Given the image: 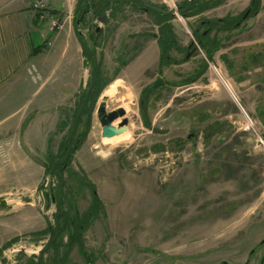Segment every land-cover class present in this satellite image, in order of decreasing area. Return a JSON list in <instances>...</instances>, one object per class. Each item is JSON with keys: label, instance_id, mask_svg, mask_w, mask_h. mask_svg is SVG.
<instances>
[{"label": "rangeland", "instance_id": "rangeland-1", "mask_svg": "<svg viewBox=\"0 0 264 264\" xmlns=\"http://www.w3.org/2000/svg\"><path fill=\"white\" fill-rule=\"evenodd\" d=\"M195 1L191 6L202 11L171 15L161 24L142 8L92 11L86 23L82 13L75 17L87 49L96 53L104 84L85 137L63 172L65 191L79 213L91 201L79 178L94 184L102 204L83 234L93 264H244L247 259L257 264L264 259V11L256 18L250 5L245 7L248 0ZM219 19L228 20L229 29H220ZM157 38L169 57L150 66L156 59L148 48L130 63ZM86 58L87 80L78 93L75 83L69 100L31 102L58 107L48 118L47 129L56 125L45 153V146L35 143L20 146L17 128L0 131V264H40L39 251L58 225L56 204L45 200V190L58 181L48 168L62 157L87 87L92 61ZM158 79L160 85L153 87ZM110 85L113 93L107 94ZM103 95L107 110L122 107L127 119L125 131L104 138L96 117ZM5 116L0 109V130ZM21 116L24 127L31 121L34 135L37 115ZM61 240L66 242L65 233ZM251 249L256 251L250 256ZM64 251H44L43 263L88 264L76 245L63 259Z\"/></svg>", "mask_w": 264, "mask_h": 264}, {"label": "crops", "instance_id": "crops-1", "mask_svg": "<svg viewBox=\"0 0 264 264\" xmlns=\"http://www.w3.org/2000/svg\"><path fill=\"white\" fill-rule=\"evenodd\" d=\"M79 1L50 0L49 13L62 23V28L56 30L50 27L49 21L39 20V14L30 8L32 0H0V109L6 113L4 118H7L5 126L0 131L4 133L6 130L13 131V128L19 129L17 138L20 146L35 143L45 146V153L51 133L55 129V123L50 130L46 127L49 124V115L58 113V107L54 104L45 105L43 102L38 106H32L34 98L60 97L69 100L72 93L76 92L75 83L77 93L81 86L84 87L86 84L87 55L84 54L86 57L82 55L76 35V31L80 34L79 24L75 19ZM106 1L86 0L89 12L82 16L84 23L87 22L86 17L92 16V11L95 15L97 8L104 6ZM147 1L164 9H179L186 3V0ZM194 3H197V0ZM248 4H251V0L246 1L245 7ZM137 5L138 0H109L105 8L113 14L116 9L137 8ZM263 8L264 0H260L259 9L255 12L256 18L263 14ZM144 12L157 17L156 23L160 24L171 17L168 15L169 17L164 18L165 15L160 16L158 12L150 10ZM81 39L86 45L87 39L82 35ZM88 39L92 40V36L89 35ZM157 39L149 41L145 48L134 55L130 63L135 64L142 59L149 48L153 54L151 59L154 57L156 59L154 62L150 61L149 65L156 67L161 60L163 46L160 38ZM259 70L260 68H255L256 73ZM38 83V86L31 88V84ZM21 114L37 115L32 122L36 124L40 121V124L34 135L30 134L33 128L31 121L24 127L26 119ZM9 143L12 145L11 141ZM81 151L82 147L77 153Z\"/></svg>", "mask_w": 264, "mask_h": 264}, {"label": "trees", "instance_id": "trees-1", "mask_svg": "<svg viewBox=\"0 0 264 264\" xmlns=\"http://www.w3.org/2000/svg\"><path fill=\"white\" fill-rule=\"evenodd\" d=\"M109 0L106 1L105 5L97 8L96 10V14L98 13H103L104 11H106V6L108 4ZM138 3L141 5V7H143V4L141 3L140 0H138ZM259 4H260V0H251V4L248 7V9H252V13H255L258 11L259 9ZM185 5H183L184 7ZM141 7H137V8H141ZM181 7V8H183ZM204 7H197L194 8L193 6L190 7V9L185 12L182 16L188 17L191 16L192 14H197L200 11L203 10ZM152 11V10H150ZM87 12V2L86 0H80L78 3V10L76 12V14L78 13H82V15L84 16V14H86ZM160 16H163L160 13H157ZM170 16V15H169ZM169 16H164V18H167ZM217 22H223L224 25L223 27H220V29H229V25L226 24L225 22H229L228 20H223V19H219L217 20ZM76 35L78 37L81 38L80 34L78 33V31H76ZM85 45V43H84ZM86 46V45H85ZM167 51L166 49L163 48L162 46V51H161V60H163V58L169 57V55H167ZM90 58V60L92 61V66H91V70H90V77L87 83V87L85 89V92L82 96V99L79 101V103L77 104V107L75 109V112L73 113V116L77 113L78 109L80 108V106L83 103V99L85 96V93L88 89V87L91 85L92 82V87H91V91L89 93L88 96V100H87V104L85 106V108L82 111V114L78 120L77 123V131H78V127L81 123V120L84 116H87V120L85 122V130L82 131V133L78 134V132L76 131V133L73 135L72 138V145H73V150L77 149L81 142L83 141L84 137H85V133L86 130L89 127L90 124V115H91V111H92V107H93V102L96 99V97H98V95L100 94V92L103 89L104 84L102 83L101 77H100V69L95 61V57H88ZM96 65V68L94 70V73L92 75V67L93 65ZM93 76V77H92ZM71 129V127H70ZM68 138V136H67ZM67 148V139L65 142V145H63V154L62 157H58V158H63L65 151ZM73 152V151H72ZM72 154V153H71ZM71 159V155L69 156L67 162L65 164H59L54 171H52V161L51 165L48 168V173L50 175H54L58 178L57 184L54 186L50 185V188L47 190H45V200L47 205L50 204L51 202H54L56 204V212H55V216L57 218L58 221V226H59V235L58 237L51 243V245L47 248L48 250L54 249L55 253L58 252L60 247H64L65 251L63 256L64 258H67V255L69 254V252L71 251V249L76 245L77 248L79 249L80 253L86 257L85 260L87 261L88 264H93L94 258L92 257V255H88L83 247V234L85 232V230L88 228V226L91 224V222H93V220L96 219V217L98 216V213L102 211L101 207L102 204L100 202V199L96 193V189L93 183H91L87 178H79L80 180V184L84 185L86 188H88L89 192H90V196H91V201L88 205V207L82 211L81 213H79L78 210H76L75 205H74V201L72 198H70V192H66L65 191V187H66V181L63 177V172L66 170L69 161ZM70 175H75L73 174L74 172L69 171ZM42 186V184L40 185V187ZM58 203V205H57ZM71 207L74 211L73 212H69L66 208V204ZM50 229V228H49ZM56 231V227L51 228L50 230V239L54 236ZM65 233L66 235V242L62 243V235ZM50 239L48 240V243L50 242ZM47 243V245H48ZM46 245V246H47ZM44 253V252H43ZM43 255V254H42ZM42 255H40V260L39 263L40 264H44L43 260H42ZM57 256V255H56ZM54 264H58V262L56 260H53ZM29 264H32V262L30 261ZM53 264V263H52Z\"/></svg>", "mask_w": 264, "mask_h": 264}, {"label": "water", "instance_id": "water-1", "mask_svg": "<svg viewBox=\"0 0 264 264\" xmlns=\"http://www.w3.org/2000/svg\"><path fill=\"white\" fill-rule=\"evenodd\" d=\"M140 1L142 2L143 9L145 11L153 10V11L158 12L160 14H163L165 16L175 15V14L183 15L185 12H187L190 9V7L192 5V0H186V5L183 8L164 9V8L156 6V5H151L147 0H140ZM247 14H248V11L243 15V18H245L247 16ZM105 16L106 15L104 14L101 17H99L98 19L101 22H104ZM78 39H79V42L81 45L82 52L85 55H87V57H95L96 53L94 51H89L87 49V47L84 45V42L80 37H78ZM95 68H96V65L94 64L92 67V75L94 73ZM159 85H160V80L158 79L153 83L152 86L158 87ZM91 87H92V82H91V85L88 87V89L85 93L82 105L80 106L77 113L73 117L71 131H70L68 139H67V149H66L65 155L63 158L57 159L53 163L52 171H54L55 168L59 164H65L67 162L69 156L71 155L72 151H73L72 138H73V135L76 133L78 120L82 114L83 109L85 108V106L87 104V100H88L89 93L91 91ZM107 99H108V97L106 95H103L101 97V100L99 101L97 107H96V117H97V119L101 125V137L102 138L115 136V135H117V134H119V133H121L127 129V126H126L127 119L125 118V114H126L125 109L122 107H118V108L112 109L111 111H108L106 108ZM118 119H120V121L117 123V125H115L114 122ZM57 205H58V203H57ZM58 234H59V226L56 225V232H55L54 236L52 237V239L48 243L47 247H45L44 249L39 251L40 255H42V253L47 250V248L51 245V243L58 237ZM263 242H264V239L261 241V243H263ZM251 252H253V250ZM263 261L264 260L262 259L259 262V264H263ZM224 263H226V261H224Z\"/></svg>", "mask_w": 264, "mask_h": 264}, {"label": "built area", "instance_id": "built-area-1", "mask_svg": "<svg viewBox=\"0 0 264 264\" xmlns=\"http://www.w3.org/2000/svg\"><path fill=\"white\" fill-rule=\"evenodd\" d=\"M50 4V0H32L30 8L39 14L40 21L45 22L47 20L52 29L60 30L62 28V23L49 13L51 9Z\"/></svg>", "mask_w": 264, "mask_h": 264}, {"label": "flooded vegetation", "instance_id": "flooded-vegetation-1", "mask_svg": "<svg viewBox=\"0 0 264 264\" xmlns=\"http://www.w3.org/2000/svg\"><path fill=\"white\" fill-rule=\"evenodd\" d=\"M138 6H139V5H137V7H138ZM141 8L143 9V7H141ZM148 11H149V10H148ZM236 25H237V23H236ZM260 113H261V112H260ZM263 243H264V242H263ZM263 243H261V244H263ZM252 250H253V252H251ZM255 251H256L255 249H251V250H250V256L253 255V254L255 253ZM262 259H263V258L261 257V258L259 259V262H260ZM263 260H264V259H263ZM249 261H250V260L247 259V261H246L244 264H248ZM259 262H258L257 264H259ZM263 263H264V261H263Z\"/></svg>", "mask_w": 264, "mask_h": 264}, {"label": "bare ground", "instance_id": "bare-ground-1", "mask_svg": "<svg viewBox=\"0 0 264 264\" xmlns=\"http://www.w3.org/2000/svg\"><path fill=\"white\" fill-rule=\"evenodd\" d=\"M107 92V94H111V93H113V87L110 85L109 86V88H107V90H106ZM116 122V121H115ZM115 122H114V124H115Z\"/></svg>", "mask_w": 264, "mask_h": 264}]
</instances>
